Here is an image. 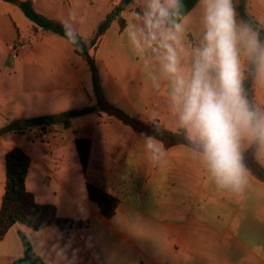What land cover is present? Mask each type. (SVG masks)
I'll return each mask as SVG.
<instances>
[{
	"label": "crops",
	"instance_id": "1",
	"mask_svg": "<svg viewBox=\"0 0 264 264\" xmlns=\"http://www.w3.org/2000/svg\"><path fill=\"white\" fill-rule=\"evenodd\" d=\"M64 1L67 9L58 0L32 4L89 44L120 0ZM142 5L143 0H134L123 12L126 25ZM246 8L264 28V0H247ZM181 19L186 25L181 56L188 62L203 34L199 0ZM126 25L112 23L91 49L104 97L132 118L180 130L169 110L160 61L151 53L136 52ZM152 75L158 77L159 88ZM253 92L256 106L264 108V84L254 80ZM92 103L89 67L72 45L53 33L35 31L16 5L0 0V129H17L0 136V207L5 156L19 148L30 159L25 187L35 200L53 205L60 218L89 222L87 228L69 232L15 224L0 239V264H14L22 257L19 232L45 264H264V183L249 176L242 194L218 189L194 150L183 145L166 148L157 140L164 154L154 160L144 137L106 114L73 118L68 128L27 122ZM21 121L25 129L18 128ZM76 138L90 140L85 173ZM255 156L264 167V155ZM87 183L118 200L112 218H105L89 199Z\"/></svg>",
	"mask_w": 264,
	"mask_h": 264
},
{
	"label": "clouds",
	"instance_id": "2",
	"mask_svg": "<svg viewBox=\"0 0 264 264\" xmlns=\"http://www.w3.org/2000/svg\"><path fill=\"white\" fill-rule=\"evenodd\" d=\"M203 34L185 62L182 0H143L125 31L138 54L160 61L169 110L193 146V154L218 189L242 194L249 182L245 148L264 155V108L253 105L246 73L264 84V40L237 19L233 0H199ZM159 88L158 77L151 76ZM144 135L154 160L163 156L155 137Z\"/></svg>",
	"mask_w": 264,
	"mask_h": 264
},
{
	"label": "trees",
	"instance_id": "3",
	"mask_svg": "<svg viewBox=\"0 0 264 264\" xmlns=\"http://www.w3.org/2000/svg\"><path fill=\"white\" fill-rule=\"evenodd\" d=\"M3 1L16 5L24 16L33 24L35 31L40 29L44 32L53 33L65 38L72 45L75 53L87 63L91 73L94 103L80 109H72L59 114L34 117L27 121L29 125L47 127L62 123L64 127L68 128L70 126V120L73 118L90 113H102L118 120L141 137H144L142 134L155 137V139L161 141L166 148L183 145L194 150L181 129L178 131H171L158 123L144 122L138 118H132L107 101L102 93L100 74L91 49L99 44L102 36L107 32L112 23L117 22L120 28L125 27L126 22L122 14L134 0H120L106 15L104 21L99 24L89 44H87L78 33H75L65 24L38 13L33 7L32 0ZM195 1L196 0H182L184 6L181 10V15L184 14ZM233 4L237 12V19L248 22L259 32L261 40H264V28L248 14L246 8L247 0H233ZM246 76L247 78L244 83L246 94L249 101L253 105H256L253 92L255 79L249 73H246ZM15 130L17 129L13 125H8L6 128L0 129V136L6 132ZM75 146L82 170L85 173L90 153V140L76 138ZM256 152L257 150L254 147H250L245 153V164L250 170V176L264 183V167L257 161L255 156ZM5 164L6 184L0 207V239L5 236L13 225L18 223L34 231H40L46 227L54 226L64 232H69L75 229H85L89 226V222L86 220L80 221L58 217L56 208L53 205L38 203L33 194L26 190L25 179L30 165V159L21 149L13 148L7 152ZM86 189L89 199L98 206L101 214L107 219L112 218L118 206V200L114 196L106 193L103 189L90 183L86 184ZM19 238L23 247V255L20 259L15 260L14 264H45L35 253L25 234L19 232Z\"/></svg>",
	"mask_w": 264,
	"mask_h": 264
},
{
	"label": "rangeland",
	"instance_id": "4",
	"mask_svg": "<svg viewBox=\"0 0 264 264\" xmlns=\"http://www.w3.org/2000/svg\"><path fill=\"white\" fill-rule=\"evenodd\" d=\"M77 5V8H81L80 7V4L79 3H77V2H75ZM58 4H60V6H62L63 7V9H67L68 7H69V5L64 1V0H58ZM82 11V10H81ZM76 12H79V11H76ZM58 16V15H57ZM53 35H55V34H53ZM56 37H58V35H55Z\"/></svg>",
	"mask_w": 264,
	"mask_h": 264
},
{
	"label": "water",
	"instance_id": "5",
	"mask_svg": "<svg viewBox=\"0 0 264 264\" xmlns=\"http://www.w3.org/2000/svg\"><path fill=\"white\" fill-rule=\"evenodd\" d=\"M18 128H20V129H25L26 128V125H25L24 121H21L19 123Z\"/></svg>",
	"mask_w": 264,
	"mask_h": 264
}]
</instances>
